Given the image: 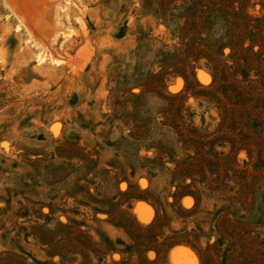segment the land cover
<instances>
[{"label":"rangeland","instance_id":"374dc122","mask_svg":"<svg viewBox=\"0 0 264 264\" xmlns=\"http://www.w3.org/2000/svg\"><path fill=\"white\" fill-rule=\"evenodd\" d=\"M0 264H264V0H0Z\"/></svg>","mask_w":264,"mask_h":264}]
</instances>
